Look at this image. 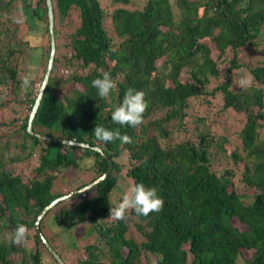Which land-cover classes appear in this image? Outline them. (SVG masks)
Instances as JSON below:
<instances>
[{"label": "trees", "instance_id": "obj_1", "mask_svg": "<svg viewBox=\"0 0 264 264\" xmlns=\"http://www.w3.org/2000/svg\"><path fill=\"white\" fill-rule=\"evenodd\" d=\"M15 1L22 3L16 7L21 12L42 17L23 0H0V109L15 101L4 97L8 89L26 98L30 112L36 91L31 84L21 89L15 66L16 53H24L29 37L15 39L17 26L9 17L3 20ZM39 1L47 33L45 0ZM106 2L110 11L100 0H51L53 24L56 14L75 9L78 25L66 44L65 78L52 73L58 62L54 38L52 65L30 125L35 132L86 146L30 135L28 115L20 124L0 121L8 128L0 130V231L12 234L24 224L33 241V249L25 250L0 237V264H43L46 256L58 264L44 242L55 247L63 264H71L69 248L87 236L93 240L83 252L72 251L76 264H264V0H141L133 8H128L131 0ZM259 45L263 57L252 66L238 60L240 48ZM102 71L117 84L107 100L91 86ZM242 71L246 78L234 77ZM129 87L143 90L148 103L138 127L111 120ZM195 100L204 101V112L189 116ZM214 110L219 116L226 110L240 114L237 141L214 138L209 126L203 127ZM96 124L120 128L132 142L97 140ZM101 152L111 169L76 192L107 170ZM215 152L240 165L239 172H218ZM32 155L35 164L27 176L19 167L28 166ZM84 158L87 164L81 163ZM118 159L125 161L131 186L158 189L164 200L160 212L143 216L129 210L121 220L110 216V207L121 199L111 200L122 165ZM72 169L93 173L73 190H56L59 174ZM53 200L38 220L41 239L34 222ZM50 213L51 228L45 221ZM18 252L16 260L10 258Z\"/></svg>", "mask_w": 264, "mask_h": 264}, {"label": "rangeland", "instance_id": "obj_2", "mask_svg": "<svg viewBox=\"0 0 264 264\" xmlns=\"http://www.w3.org/2000/svg\"><path fill=\"white\" fill-rule=\"evenodd\" d=\"M101 5L104 6L107 11H110L111 6L109 5L106 0H100ZM141 0H131V3L128 4V8L135 7V3L140 4ZM23 2L29 3L30 7L36 8V10L39 12V14L42 16L40 18L36 17L34 15H30V12L27 13L25 10H18L16 7H19L22 5L21 2L15 1L12 4V8H10V13L3 18V20H6L7 17L10 18V24L17 26V33L15 34V39L18 40L22 39L25 36L29 37V43L28 46L25 47L24 53L18 52L16 53V59H15V66L17 68V74L16 77L20 79V83L22 85V80L25 76L30 77V82L28 87L32 86V91H36L38 84L41 80L45 63H46V50H47V33L42 30L41 21L43 20L44 13H42V3H40L39 0H23ZM31 9V8H29ZM41 20V21H40ZM8 23V24H9ZM78 25V16L77 11L75 9H71L66 15L59 16L55 15V21L53 26L55 27L56 34L54 38L56 37V45L58 49V56L57 60L58 62H55L53 66L52 73L56 77L65 78L69 74V68L66 65H63V57L64 55L68 54L69 47L66 45L69 39V34L73 31V29ZM104 27L107 31V34L113 38V32L111 30V27L109 25L108 19H105L104 21ZM55 44V42H54ZM211 45V44H210ZM262 46H256V47H248V48H240L237 52V58L240 62H243L248 65H253L255 63V60L261 59L263 57V51ZM228 54V53H227ZM226 55V54H225ZM227 57V56H226ZM238 74H235L234 77L240 78L241 76L243 78L247 77V74L245 71L241 72L240 76H237ZM181 79H185L186 75L182 74L180 76ZM70 85V84H69ZM66 88V86H62L60 89L63 91ZM21 89H24V87L21 86ZM68 89V88H67ZM7 93H5V98L9 100H15L12 101L10 104H8L6 107L0 109V121L8 122L6 124H9L10 121H12L11 124H20L24 116L28 115L29 109L25 102V99L22 95L18 94L13 96L11 92H9L8 89L5 90ZM194 103L190 102V107ZM205 109V103L202 100H195V104L192 108L187 109V113L189 111V116H194L196 113H202ZM216 110V108H215ZM212 111L208 114L209 117H207L205 123L203 124V127L209 126L211 131L214 134V138H220L222 135L227 136V139L229 141H237L236 133L238 129L240 128V122L237 121V119L240 118V114L234 113L230 110L223 111L221 116L219 114L214 113ZM10 129V128H9ZM0 130H8L5 126H0ZM2 134L0 133V137ZM4 138H1L0 141H3ZM39 149L36 150V152ZM35 158L36 155H32L29 160L28 166H21L19 169L26 174L31 167L35 164ZM214 160V168L220 172L222 168L226 169H233V171L237 174L239 172V166L234 167L231 162L227 161L222 155L217 154L216 152L213 155ZM89 161V158H84L81 160L82 164H87ZM118 161L122 164L121 169L119 170V173L117 174V181L115 190L112 191L111 194V200L118 201L119 197H122V195L131 187V181L129 176L126 175V165L125 161L118 159ZM93 171L87 170L85 172L78 171V170H64L59 174V176L56 178V180L53 183V186L58 191L66 192L67 190H73L75 186H77L80 182H86L91 178ZM29 176L30 174L27 173ZM53 215L52 213L49 214L50 218L47 216L45 218V221L47 222V226L49 225V228L54 226V222L51 220L53 219L51 217ZM55 216V212H54ZM53 222V223H52ZM232 224L236 225L237 227H242L239 224H236L235 221L232 222ZM1 229V228H0ZM79 228L76 231V233H79ZM135 233V232H132ZM9 231L6 229H3L0 231V237L2 239L9 235ZM93 240V236H87L82 237L74 242L76 245L74 248H69L68 251V257L67 260L70 261L71 264H76V260L74 257V254L72 251L81 253L83 252V246L86 243H89ZM61 243V242H60ZM22 248L25 250H32L33 249V241L30 238H27L25 243L22 245ZM55 249V247H53ZM52 248V249H53ZM53 249V250H54ZM249 254V252H247ZM20 252L16 254H12L10 258L17 259ZM50 255V254H49ZM51 256V255H50ZM43 264H56L51 258L49 259L47 256L43 259ZM62 261V260H61ZM57 262V261H56Z\"/></svg>", "mask_w": 264, "mask_h": 264}, {"label": "clouds", "instance_id": "obj_3", "mask_svg": "<svg viewBox=\"0 0 264 264\" xmlns=\"http://www.w3.org/2000/svg\"><path fill=\"white\" fill-rule=\"evenodd\" d=\"M29 83L30 77L25 76L21 86L27 88ZM91 86L96 90L100 99L107 100L117 84L108 71H102L100 76L91 81ZM147 107L145 92L129 87L122 102L112 111L111 120L121 126L138 127L144 122L143 114ZM93 134L97 140L103 142L119 141L122 144L132 142L131 137L126 133L122 134L120 128L109 129L96 124ZM163 205V197L156 187H146L143 183H137L122 195L118 203L110 207V216L121 220L125 218L129 210H134L137 215L148 216L152 212H160ZM28 232L26 225L19 224L12 234L5 236V242L10 245H23Z\"/></svg>", "mask_w": 264, "mask_h": 264}, {"label": "water", "instance_id": "obj_4", "mask_svg": "<svg viewBox=\"0 0 264 264\" xmlns=\"http://www.w3.org/2000/svg\"><path fill=\"white\" fill-rule=\"evenodd\" d=\"M45 5H46V15H47V33H48V41H49V52L47 55V59H46V63H45V67H44V71L41 77V80L38 84L37 90H36V94H35V99L33 102V105L31 107V110L28 114V118H27V124H26V130L27 132L32 135L35 136L36 138H40V139H44V140H48V141H55V142H59L62 144H70V145H75V146H86V144L83 143H78L75 142L73 140H65V139H58V138H54V137H50L38 132H35L34 130L31 129L30 125H31V121L34 115V112L38 106L39 100L41 98L44 86L46 84L48 75H49V71H50V67L52 65V59L54 56V34H53V13H52V7H51V0H45ZM95 150H99L97 147H93ZM101 155L107 160L108 162V167L107 170L99 177H97L96 179H94L92 182H89L88 184H86L85 186L79 188L78 190H75L76 192L81 191L82 189L87 188L88 186H91L93 184V182L98 181L99 179H101L110 169H111V162L107 159L106 155L104 153L101 152ZM73 193L70 192V194ZM59 199V198H58ZM56 199V200H58ZM53 200L51 203H49L48 205H46L37 215L35 222H34V232L38 235L39 238L42 239V235L38 229V220L39 218L42 216V214L53 205V203L56 201ZM45 246L48 249L49 253L53 256V258L58 262V264H63V262L60 260V258L55 254V252L53 251V249L46 243Z\"/></svg>", "mask_w": 264, "mask_h": 264}]
</instances>
